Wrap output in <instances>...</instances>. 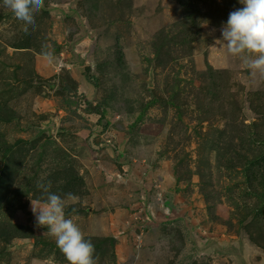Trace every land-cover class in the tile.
Segmentation results:
<instances>
[{"label":"rangeland","instance_id":"obj_1","mask_svg":"<svg viewBox=\"0 0 264 264\" xmlns=\"http://www.w3.org/2000/svg\"><path fill=\"white\" fill-rule=\"evenodd\" d=\"M243 7L45 0L26 32L0 0V264H69L49 181L95 264H264V81L216 43Z\"/></svg>","mask_w":264,"mask_h":264},{"label":"clouds","instance_id":"obj_2","mask_svg":"<svg viewBox=\"0 0 264 264\" xmlns=\"http://www.w3.org/2000/svg\"><path fill=\"white\" fill-rule=\"evenodd\" d=\"M239 3L244 7L229 14L220 29L222 39L216 43L226 45L228 53L239 59L254 80L264 81V0H239ZM3 7L23 22L27 32V26L35 27L34 15L44 9L45 0H3ZM42 55L47 60L54 58L50 50H43ZM36 186L45 199L34 200L29 196L34 227L47 228L46 234L54 238L69 264H95V246L85 239L72 218H66L65 199L51 192V181L38 182ZM67 199L74 201L76 197L68 193Z\"/></svg>","mask_w":264,"mask_h":264}]
</instances>
